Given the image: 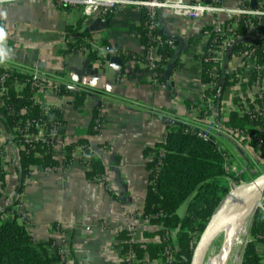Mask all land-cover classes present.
Segmentation results:
<instances>
[{"label": "crops", "instance_id": "crops-1", "mask_svg": "<svg viewBox=\"0 0 264 264\" xmlns=\"http://www.w3.org/2000/svg\"><path fill=\"white\" fill-rule=\"evenodd\" d=\"M221 2L228 8L238 6V0ZM214 16L193 20L165 8L157 11L155 24L173 38L174 55L178 58L176 68L166 73V82L161 86L148 73L146 81H139L141 70L135 71L131 61L117 57L90 61L82 52H62L66 26L83 17L84 28L96 40L105 36L121 50L141 53L143 48L136 31L138 7H117L108 26L103 16L84 15L76 6L63 9L46 0L0 2V19L5 26V36L0 41V65L15 63L72 89L87 91L83 104L77 108L73 107L71 96L56 94L49 84L36 93V101L43 107H61L64 126L53 151L60 165L52 170L32 168L20 194L18 211L31 219L27 229L35 242L56 240L62 231L74 264H120L118 251L114 250L120 232L133 227L134 241H160L154 233L157 227L142 218L148 178L146 162L150 159L143 151L162 139L167 125L181 120L193 128L203 126L196 107L203 89L198 58ZM219 16L220 21H226L225 15ZM239 59L234 56L229 63L235 67ZM233 87L226 86L215 104L214 112L221 125L230 114L228 107L236 95ZM95 107H100L103 121L99 131L90 135L88 127ZM220 135L218 141L231 159L247 154L229 134ZM80 138H86L98 154L102 152V157H98L105 168L106 181L85 177L80 148L68 164L62 162L64 146ZM8 141L9 134L0 121V146L7 172L0 212L12 202L19 182L16 153ZM47 248L54 251L50 244Z\"/></svg>", "mask_w": 264, "mask_h": 264}, {"label": "trees", "instance_id": "trees-1", "mask_svg": "<svg viewBox=\"0 0 264 264\" xmlns=\"http://www.w3.org/2000/svg\"><path fill=\"white\" fill-rule=\"evenodd\" d=\"M221 1L218 0V2ZM58 7L68 9L72 6L60 4ZM138 9L139 20L136 31L143 48L141 53L121 50L112 45L105 36L96 40L93 34L84 28L83 17L66 26L62 52L65 54L82 52L90 61L104 60L106 57L131 61L134 63L135 71L141 70L138 76L139 81H146L145 73L149 72L152 81L164 84L166 73H171L178 63V58L174 55L173 38L164 34L156 26L145 6H139ZM114 11L115 9H112L102 15L106 18L108 26L111 24ZM244 19L240 17L237 20L239 31L246 30ZM251 21L256 23L254 18H251ZM0 28L5 30L2 19H0ZM209 31L214 37L215 33L210 27ZM169 41L172 42L169 43ZM263 42L264 36L252 40L251 48L258 63L264 62ZM95 43L103 50L95 47ZM247 48L238 43L234 46L232 53H238ZM151 53H154L156 58H152ZM207 56L206 54L199 56L200 82L203 89L201 101L196 107L198 116L201 118L208 112L207 101L214 99V96L220 97L225 87L231 83L228 80L231 75L225 74L224 83L217 84L215 87L209 86L211 82H214L210 77L213 62ZM34 72L36 71L11 62H7L5 66L0 65V121L7 130L8 142L16 153V171L19 175L12 202L0 212V264H62L59 253L55 250L49 252L47 248L51 241L41 243L32 239L27 229V222L18 211L20 194L32 168L52 170L60 165V161L53 155L54 148L48 143V138L27 139L25 135L36 132L33 125L36 121L43 123L47 131L55 128L58 134L63 133L64 121L61 107L45 108L36 101L37 83H42L43 89L49 84L58 95L71 96L74 108L83 104L87 91L81 88L72 89L63 83L56 82L54 78L41 76L38 72L35 77ZM56 76H61V73H57ZM255 101L263 105L264 93ZM102 121L100 107H95L88 133L90 135L97 133ZM263 121L264 119L256 113L240 115L238 112L231 111L228 118L222 120V125L226 130L248 131L256 140V137L264 138ZM75 146L81 147L79 160L85 162V177L104 181L105 168L101 159L93 153L92 146L86 138H80L75 143L64 146L62 162L68 164L73 159L69 153ZM2 150L0 146V197L3 194L7 173L5 162L1 159ZM143 154L150 159L146 162L148 178L142 216L147 219L148 224L157 227L154 233L158 235L163 233L161 226L170 231H177L176 259L190 263L193 250L190 248L189 232L195 230L201 233L219 203L229 192L231 180L243 183L259 173L242 172L240 176H230L226 170L227 159L224 150L199 135L196 128L181 120L167 125L162 139L145 148ZM185 202H187L185 212L180 216L177 210ZM4 212L12 215L4 219L1 217ZM248 233L250 239L244 246L241 264H264V193L253 212ZM146 235L152 236V233ZM128 238V233L124 231L118 235L117 246L122 247V252L132 249L138 258L146 255L150 260L161 257L164 246L171 243V239L156 242H130Z\"/></svg>", "mask_w": 264, "mask_h": 264}, {"label": "built area", "instance_id": "built-area-1", "mask_svg": "<svg viewBox=\"0 0 264 264\" xmlns=\"http://www.w3.org/2000/svg\"><path fill=\"white\" fill-rule=\"evenodd\" d=\"M47 2H54L56 5L68 4L81 8L84 15H103L107 11L116 9L119 6L129 4L139 8V6H145L150 16L155 21L157 11L161 8L170 10L172 13L187 17L188 19H198L205 15L215 14L212 20L209 22L210 29L214 31L215 36L211 35V31H208L203 41L202 51L199 56L206 54L207 58L213 62L210 70V77L214 82H211L209 86L215 87L217 84L224 83V75L230 74L228 80L231 82L229 85H233V90L236 92L234 100L230 103L228 111L238 112L240 115L256 113L259 117L264 119V104L260 105L255 100L262 96L264 93V62L258 63L256 55L253 52L251 45L254 38H261L264 36V0H238V6L236 8H228L222 5V2L218 0L201 1L194 0L192 2L184 0H46ZM220 14L225 15L226 21H220ZM240 17H244L245 31L238 30L237 20ZM251 18L256 19V23L251 21ZM228 21V22H227ZM227 22V23H226ZM248 36L246 39L245 36ZM172 41H169V43ZM238 43L248 47L247 50L240 51L238 53H232L234 46ZM99 50H103L97 43L94 44ZM264 48V42H263ZM240 58L237 65L233 67L229 63L230 58ZM152 58H156L154 53H151ZM200 58H198L199 63ZM230 65V66H229ZM35 77H37V73ZM151 73L148 72L150 76ZM38 89L43 87L42 83L36 84ZM163 85V84H159ZM228 86V85H227ZM219 97L214 96V99L207 101L208 112L205 114L203 119V126L197 129L199 135L210 140L211 142L218 145L219 148L224 150L220 141L219 136L222 132H225L232 136L239 146L245 151L249 149L255 150L256 153L264 154V138L256 137L245 130L230 129L226 130L222 127L218 115H215L214 108ZM100 114L102 112L100 111ZM103 118V114H102ZM36 132L34 134H26L27 139H39L48 138L53 148L59 142L60 134H58L55 128H51L47 131L45 125L38 121L34 122ZM264 126V121H263ZM80 146H75L74 149L69 153L72 157L75 155L76 149ZM93 150L97 156L102 157V152L98 154L97 150ZM226 156V170L228 174L232 170L236 173L246 172L249 174L255 173L257 168H251L248 166H242L239 169L230 168V161L232 160L228 152L224 150ZM1 159H3V151L1 153ZM84 162V161H83ZM85 164V162H84ZM104 181L105 178H104ZM106 187H109L106 185ZM12 214L5 212L2 214V218H8ZM23 218L26 220L27 225H30L31 219L26 215ZM144 222H147L142 216ZM133 227L127 230L129 235V241L132 242L134 239L131 237L133 233ZM163 233L159 235V240L171 239V243L164 246L161 257L150 260L148 256L144 255L142 258H138L137 254L132 250L128 249L126 252H122V247L117 246L116 252L118 251L119 262H126V264H190L184 260H177L175 251L177 243L174 240V231H170L168 228L161 226ZM190 235V248L193 250L198 240V234L195 230L189 232ZM58 239L52 240L50 245L57 251L61 257L62 264H74L68 249V242L65 238V233L59 231Z\"/></svg>", "mask_w": 264, "mask_h": 264}, {"label": "water", "instance_id": "water-1", "mask_svg": "<svg viewBox=\"0 0 264 264\" xmlns=\"http://www.w3.org/2000/svg\"><path fill=\"white\" fill-rule=\"evenodd\" d=\"M263 193L264 170L249 181L230 189L201 231L192 251L190 264H203L205 252L217 233L236 214L246 210L254 212Z\"/></svg>", "mask_w": 264, "mask_h": 264}, {"label": "rangeland", "instance_id": "rangeland-1", "mask_svg": "<svg viewBox=\"0 0 264 264\" xmlns=\"http://www.w3.org/2000/svg\"><path fill=\"white\" fill-rule=\"evenodd\" d=\"M229 137L234 141L232 136H229ZM245 151L247 153L246 155H244L245 158L244 157H237L238 158L237 160L232 159L230 161V168L239 169L242 166H248L251 168H254V167L257 168L255 173H260L261 171H263V169H264V154L263 153L258 154L252 148L249 150L247 149ZM230 173L234 176H240L241 175V173H236L233 170ZM252 174H254V173H252ZM249 176H251V175H249ZM239 184H241V183H238L234 179L231 180L230 181V189L235 188ZM261 198H262V196L258 200L257 205L259 204ZM221 203H222V201L219 203L217 208L220 206ZM186 204H187V202L183 203L178 208L177 214H179V215L183 214V212L186 208ZM252 215H253V210H251L249 215L247 216L246 223L243 227L244 235H243L242 243L240 245L238 244L237 246H234V249L232 250L231 257L228 258L224 264H233V259H237V258H238V264H241V258H242V252H243L244 246H245L246 242L250 239L248 230H249V226L251 223ZM196 232L198 233V231H196ZM229 238H230L229 234H226V230L222 228L217 233V235L212 239V241L210 242V244H209V246L205 252V255H204L203 264H218V263L212 262V259L220 253V251L222 250L224 242L227 241V239H229Z\"/></svg>", "mask_w": 264, "mask_h": 264}, {"label": "bare ground", "instance_id": "bare-ground-1", "mask_svg": "<svg viewBox=\"0 0 264 264\" xmlns=\"http://www.w3.org/2000/svg\"><path fill=\"white\" fill-rule=\"evenodd\" d=\"M249 213L250 211L246 210L236 214L230 220H228L223 229L226 230V234H229L230 238L224 242L222 250L216 257L212 259V262L224 264L225 261L231 257L234 246H237L238 244L240 245L242 243L244 235L243 227L246 223ZM233 264H238V258L233 259Z\"/></svg>", "mask_w": 264, "mask_h": 264}, {"label": "clouds", "instance_id": "clouds-1", "mask_svg": "<svg viewBox=\"0 0 264 264\" xmlns=\"http://www.w3.org/2000/svg\"><path fill=\"white\" fill-rule=\"evenodd\" d=\"M0 2H2V0H0ZM4 36H5L4 29L0 28V40H3Z\"/></svg>", "mask_w": 264, "mask_h": 264}]
</instances>
